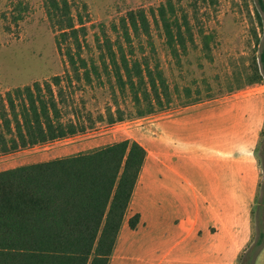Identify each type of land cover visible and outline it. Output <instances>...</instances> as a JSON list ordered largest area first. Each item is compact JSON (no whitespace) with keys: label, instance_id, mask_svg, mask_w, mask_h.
<instances>
[{"label":"trees","instance_id":"16d2710c","mask_svg":"<svg viewBox=\"0 0 264 264\" xmlns=\"http://www.w3.org/2000/svg\"><path fill=\"white\" fill-rule=\"evenodd\" d=\"M73 1L42 0L56 34V48L66 60L67 83L90 85L105 75L114 88L128 91L134 105L147 104L146 111L138 112L141 117L163 100L170 102L160 63L144 53L143 45L146 42L153 50L154 26L169 55L181 61L195 43L185 12L179 13L172 0L151 11L150 18L141 9L128 11L110 26V35L102 30L96 39L95 61L82 56L86 5L82 4L85 15L74 14ZM258 3L264 11V0ZM200 35L202 50H208L209 37ZM253 66L246 85L264 79V47ZM61 81L55 76L0 95V154L84 132L85 127L62 120ZM117 120L110 116V126ZM145 157L138 142L121 140L90 152L0 171V264H108ZM138 221L139 215H133L129 228L135 229ZM263 247L260 225L239 264H253Z\"/></svg>","mask_w":264,"mask_h":264},{"label":"rangeland","instance_id":"374dc122","mask_svg":"<svg viewBox=\"0 0 264 264\" xmlns=\"http://www.w3.org/2000/svg\"><path fill=\"white\" fill-rule=\"evenodd\" d=\"M172 1L178 12L184 11L189 18L195 43L181 61H176L169 55L159 31L152 26L154 47L151 51L145 42L144 53L158 59L167 79L170 102L163 100L152 113L141 117L138 112L146 111L147 104L134 105L128 91L114 88L113 80L105 75L95 78L90 85L67 83L64 78L66 60L56 48V34L49 25L42 0H0V95L59 76L63 88L58 98L62 120L85 127L84 132L70 138L0 154V171L90 152L121 140L136 141L145 149L146 157L125 218L127 226L133 215H139L135 211L145 199L146 184H157L162 152L160 138L164 137L161 123L167 121V140H173V123L195 109L210 110L215 115L216 135L223 136L230 144L232 170L246 163L250 169L255 168L258 176L250 212V237L235 259V264H239L259 226L264 227V95L252 99L236 97L247 88H264V79L246 85L254 67L253 59L264 47V11L258 0ZM164 2L74 0V14H84L82 4L86 5L87 35L82 41V56L96 61V39L102 30L110 35V26L128 11L141 9L150 18L151 11ZM201 33L210 39L205 51L202 50ZM256 62L259 67L258 59ZM118 115L122 116L121 121L117 120ZM110 116L117 120L111 126ZM244 147L249 154L246 162L242 153ZM238 195V191L231 192L232 204ZM122 239L116 241L108 264L125 263L127 254L133 256L134 252H127ZM260 252L263 256L258 264H264V247Z\"/></svg>","mask_w":264,"mask_h":264},{"label":"crops","instance_id":"0c3cea01","mask_svg":"<svg viewBox=\"0 0 264 264\" xmlns=\"http://www.w3.org/2000/svg\"><path fill=\"white\" fill-rule=\"evenodd\" d=\"M263 95L256 86L236 97ZM215 122L212 111L195 109L173 123V140H167V121L161 123L157 184H146L133 230L124 224L126 212L117 240L134 254L120 264H235L250 237L258 176L246 163L232 170L230 144L216 135ZM242 153L246 162V147ZM232 191L239 194L233 204Z\"/></svg>","mask_w":264,"mask_h":264}]
</instances>
